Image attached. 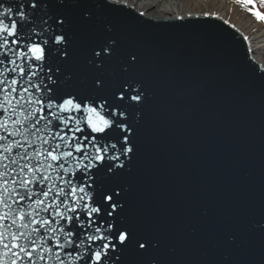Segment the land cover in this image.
<instances>
[{"label": "water", "instance_id": "95a60500", "mask_svg": "<svg viewBox=\"0 0 264 264\" xmlns=\"http://www.w3.org/2000/svg\"><path fill=\"white\" fill-rule=\"evenodd\" d=\"M42 14L66 37L61 88L143 94L126 109L133 153L104 177L135 238L123 264H264V65L245 36L217 13L154 19L124 0Z\"/></svg>", "mask_w": 264, "mask_h": 264}, {"label": "snow or ice", "instance_id": "6c2138e0", "mask_svg": "<svg viewBox=\"0 0 264 264\" xmlns=\"http://www.w3.org/2000/svg\"><path fill=\"white\" fill-rule=\"evenodd\" d=\"M46 7L0 3V264H123L135 238L115 222L122 206L104 177L133 153L126 109L143 94L121 89L109 99L61 88L55 61L67 55L57 48L66 37L48 24Z\"/></svg>", "mask_w": 264, "mask_h": 264}, {"label": "bare ground", "instance_id": "6f19581e", "mask_svg": "<svg viewBox=\"0 0 264 264\" xmlns=\"http://www.w3.org/2000/svg\"><path fill=\"white\" fill-rule=\"evenodd\" d=\"M124 1L128 2L132 6L136 7L137 9H139L140 11L144 12L145 14L149 15L150 17L154 19H165V18L174 19V18H179V17L181 18V17L187 16L192 13H208V12H193V11L191 12V8L192 6H198V4L209 5L208 1L210 0H191V1L189 0H135V2L132 0H124ZM214 4H216V7L218 9L216 13L222 16L224 19H226L227 18L225 16L226 12L222 11V2L219 3L217 0V2H215ZM235 26L239 31L242 30V28L239 25L236 24ZM258 36H260L261 40L264 41V31L262 32V34H259ZM255 39H257V37H247L248 46L249 48H251V51L253 53H254V50H256L254 47ZM253 57L256 58L255 55ZM258 61L260 62V60Z\"/></svg>", "mask_w": 264, "mask_h": 264}, {"label": "rangeland", "instance_id": "374dc122", "mask_svg": "<svg viewBox=\"0 0 264 264\" xmlns=\"http://www.w3.org/2000/svg\"><path fill=\"white\" fill-rule=\"evenodd\" d=\"M132 1L135 2V0ZM215 2H217V0L208 1L209 5H202L197 3L198 6H192L191 12L193 11V12L216 13L218 9L216 7V4H214ZM218 2L219 3L222 2V11L226 12L225 16L231 23L237 25L239 24L243 25L242 27L245 30L246 28L249 29L251 34L257 33V30H255L256 28L254 27L250 26L245 28V26L249 24V22L247 23V21L250 20H249V16H247L245 12L240 10L241 9L240 6L247 5L249 8L259 11L262 15H264V0H253L252 4H245L242 2V0H220V1L218 0ZM257 46H259L258 43H255V49ZM254 55L264 65V46L258 47L256 50H254Z\"/></svg>", "mask_w": 264, "mask_h": 264}, {"label": "built area", "instance_id": "2783aa9c", "mask_svg": "<svg viewBox=\"0 0 264 264\" xmlns=\"http://www.w3.org/2000/svg\"><path fill=\"white\" fill-rule=\"evenodd\" d=\"M243 12H245L247 14V16H249V20L247 21V23L249 22V24H247L246 27H254L256 28L255 30H257L256 34H251L250 30L246 28V30L242 27L243 25L239 24V26L242 28V31L244 32V34L247 37H257V39H255V43H258L259 47L264 46V41L261 40V37L258 36L259 34H262V32L264 31V24H262L256 17L252 16L245 7H241V9ZM253 35V36H252ZM254 43V44H255ZM255 46V45H254Z\"/></svg>", "mask_w": 264, "mask_h": 264}]
</instances>
